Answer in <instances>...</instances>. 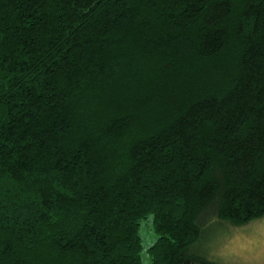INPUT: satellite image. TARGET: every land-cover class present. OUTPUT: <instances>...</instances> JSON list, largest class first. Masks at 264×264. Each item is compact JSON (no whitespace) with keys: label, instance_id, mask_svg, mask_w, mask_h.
Returning a JSON list of instances; mask_svg holds the SVG:
<instances>
[{"label":"trees","instance_id":"obj_1","mask_svg":"<svg viewBox=\"0 0 264 264\" xmlns=\"http://www.w3.org/2000/svg\"><path fill=\"white\" fill-rule=\"evenodd\" d=\"M221 264L264 217V0H0V264Z\"/></svg>","mask_w":264,"mask_h":264},{"label":"rangeland","instance_id":"obj_2","mask_svg":"<svg viewBox=\"0 0 264 264\" xmlns=\"http://www.w3.org/2000/svg\"><path fill=\"white\" fill-rule=\"evenodd\" d=\"M207 227L194 247L198 252L221 264H264V217L242 226L216 220ZM139 235L143 245L142 260L148 264L146 248L157 237L151 215L141 221Z\"/></svg>","mask_w":264,"mask_h":264}]
</instances>
